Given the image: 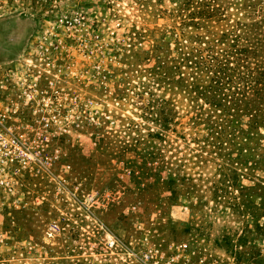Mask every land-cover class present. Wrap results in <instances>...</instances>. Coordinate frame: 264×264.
Returning <instances> with one entry per match:
<instances>
[{"label": "rangeland", "instance_id": "1", "mask_svg": "<svg viewBox=\"0 0 264 264\" xmlns=\"http://www.w3.org/2000/svg\"><path fill=\"white\" fill-rule=\"evenodd\" d=\"M57 3L0 0V61ZM80 3L100 37L73 58L74 88L99 111L49 134L59 158L25 208L5 211L0 264H140L130 252L147 244L178 264H264V0ZM217 38L249 54L246 80L257 75L255 90L241 82L244 110L221 112L199 95L204 81L190 86V61Z\"/></svg>", "mask_w": 264, "mask_h": 264}, {"label": "built area", "instance_id": "2", "mask_svg": "<svg viewBox=\"0 0 264 264\" xmlns=\"http://www.w3.org/2000/svg\"><path fill=\"white\" fill-rule=\"evenodd\" d=\"M60 1L36 24L20 56L0 61V224L5 223V211L27 206L30 184L59 158L57 152L47 151L49 134L67 133L76 126L80 111H99L98 101L84 99L74 88L72 63L75 56H85L90 36L100 34L80 0ZM59 230L53 224L48 234ZM108 241L112 248L117 246L113 235ZM181 247L187 249L188 244ZM163 254L147 244L141 254L131 250L130 257L140 264H178V255Z\"/></svg>", "mask_w": 264, "mask_h": 264}, {"label": "trees", "instance_id": "3", "mask_svg": "<svg viewBox=\"0 0 264 264\" xmlns=\"http://www.w3.org/2000/svg\"><path fill=\"white\" fill-rule=\"evenodd\" d=\"M217 40L219 42L222 41L220 38H217L216 41L213 40V44L208 48L207 55L203 54L198 57L199 62L194 60L190 61L191 64L194 63L196 65V72L198 73V77L194 78V83L190 84V86L198 85L200 82L204 81L206 86H196L197 91H199V89L203 90L199 95H203L205 98H211L217 109H221V112L224 111L229 113V111L234 108L233 106H235L237 110L241 109L240 104L244 102L243 100H239L240 96L245 94L241 82L244 81V79L245 81L248 80H246V74H242V67L244 64L241 65L242 59H240V56L244 53L246 57L249 58V54L246 53V50L240 49L232 44H228L226 48H220L217 44ZM233 41L235 42L236 40L233 39ZM236 61L237 63H235ZM244 68H246V66H244ZM236 71H238L239 79L238 82L234 84L235 78L233 75ZM253 72H250V74ZM256 72L258 73V71ZM255 77L253 78L252 76V78L255 79L254 82H247L248 86L250 85V89L253 90H255V87L258 85L257 75Z\"/></svg>", "mask_w": 264, "mask_h": 264}]
</instances>
